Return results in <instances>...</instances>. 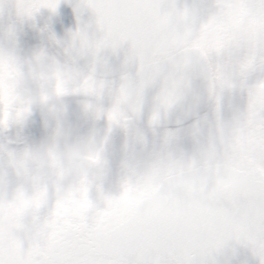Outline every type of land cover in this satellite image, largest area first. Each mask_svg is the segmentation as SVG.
Listing matches in <instances>:
<instances>
[{"label": "clouds", "instance_id": "9594fccd", "mask_svg": "<svg viewBox=\"0 0 264 264\" xmlns=\"http://www.w3.org/2000/svg\"><path fill=\"white\" fill-rule=\"evenodd\" d=\"M51 3L20 0L11 7L29 17ZM95 33H71L60 58L39 50L22 59L13 48L0 47V133L22 126L33 109L55 119L67 97L84 98V112L105 123L102 133L69 136L57 126L37 145L18 151L0 146L5 228L42 257L73 221L83 218L89 234H106L119 226L126 209L150 206L155 222L177 232L190 224L207 228L213 243L191 249L201 264L235 260L245 249L264 264V247L256 239L264 227V168L252 159L257 139L250 131L256 108L264 106V9L253 0H142L110 19L95 15ZM124 45V63L134 65L135 73L121 77L104 108L99 102L105 82L83 75L76 64L88 58L94 65L103 51ZM152 86L158 90L149 130L192 100L209 107L210 118L191 125L190 150L177 145L176 133L165 132L159 147L146 153L145 134L130 132ZM234 92L246 102L225 118L222 99ZM117 129L124 140L113 164L108 143ZM20 215L27 223L17 224Z\"/></svg>", "mask_w": 264, "mask_h": 264}, {"label": "snow or ice", "instance_id": "6c2138e0", "mask_svg": "<svg viewBox=\"0 0 264 264\" xmlns=\"http://www.w3.org/2000/svg\"><path fill=\"white\" fill-rule=\"evenodd\" d=\"M16 2L19 4L20 0ZM58 2L52 0L51 4L43 6L54 10ZM139 2L142 0H84L98 20L110 19L123 6ZM253 3L264 9V0H253ZM126 88L127 85L122 84L120 91L123 93ZM249 104H252L251 98ZM250 131L257 139L251 148L252 159L264 168V106L256 108ZM260 210L264 211V201ZM82 219L61 228L57 238L47 246L46 254L40 257L22 237L5 228L0 216V264H201L192 257L191 249L213 243L206 227L190 224L184 231L177 232L166 222H155L150 206L126 209L119 226L106 234H89L83 228ZM25 223V218L18 216L17 224ZM256 239L259 246L264 247V227Z\"/></svg>", "mask_w": 264, "mask_h": 264}, {"label": "flooded vegetation", "instance_id": "af4514ba", "mask_svg": "<svg viewBox=\"0 0 264 264\" xmlns=\"http://www.w3.org/2000/svg\"><path fill=\"white\" fill-rule=\"evenodd\" d=\"M14 3L16 0H0V47L7 45L13 48L22 59L39 50L45 51L49 56L64 57V47L55 38L40 12L35 13L30 18L18 16L15 9L11 7ZM5 4L9 5L6 9L3 7ZM76 67L83 75L91 73L78 61ZM91 74L94 78L105 82V94L99 103L102 107L107 108L110 104V94L121 83L122 75L98 76ZM255 78L253 76L252 80ZM83 101L84 98L82 97L65 98L64 110L55 119L46 118L39 109H33L32 115L22 126L11 127L7 132L0 133L3 137L1 141L5 142L7 146H14L18 151L25 145H37L43 142L57 126L69 136L85 135L93 129L102 133L105 127L104 120L95 121L90 113H85L82 106ZM245 102L246 97L241 92H234L230 96H225L221 103L222 116L228 118L232 111L242 108ZM210 115V109L207 106L197 117L186 123L177 126L157 127L154 131L134 121L130 132L140 131L145 134L146 153L159 147L165 132L176 133L177 145L185 150H190L191 143L188 132L191 125L200 117L210 118ZM11 136H15L16 139H12ZM123 140L124 133L118 129L114 130L109 137V158L113 164L118 163L120 159Z\"/></svg>", "mask_w": 264, "mask_h": 264}, {"label": "water", "instance_id": "95a60500", "mask_svg": "<svg viewBox=\"0 0 264 264\" xmlns=\"http://www.w3.org/2000/svg\"><path fill=\"white\" fill-rule=\"evenodd\" d=\"M81 5L80 10L77 11V5ZM84 0H59L54 10L47 8L40 9V14L45 23L52 31L58 42L64 47H67L69 35L77 29L86 30L90 37L96 35L95 33V15L94 13L83 7ZM127 55V45H124L115 51L105 50L93 65L90 59H82L78 62L91 73L98 76H114L121 74L134 76L135 67L128 66L124 63ZM194 87H199V82H194ZM158 90V86L146 88L143 94L141 111L137 123L147 126V119L151 114L154 105V97ZM192 104H196L193 109ZM207 106L201 101L192 100L183 105L174 107L167 120L161 122L158 127L163 126H177L186 123L197 117ZM194 113V114H193ZM219 264H256L255 259L251 253L246 249L235 260L220 261Z\"/></svg>", "mask_w": 264, "mask_h": 264}, {"label": "rangeland", "instance_id": "374dc122", "mask_svg": "<svg viewBox=\"0 0 264 264\" xmlns=\"http://www.w3.org/2000/svg\"><path fill=\"white\" fill-rule=\"evenodd\" d=\"M11 128V127H10ZM14 132V131H13ZM12 137V139H16V137L15 136H11ZM2 135L0 134V146H6L7 148H9L10 150H16L17 151V149L14 147V146H11V145H9V146H7V145H5V142H2L1 140H2ZM15 141V140H14Z\"/></svg>", "mask_w": 264, "mask_h": 264}]
</instances>
